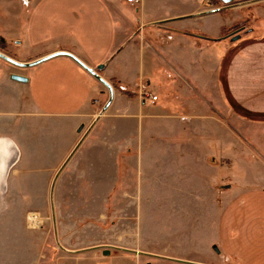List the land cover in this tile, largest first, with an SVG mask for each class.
I'll return each mask as SVG.
<instances>
[{
	"label": "crops",
	"instance_id": "obj_1",
	"mask_svg": "<svg viewBox=\"0 0 264 264\" xmlns=\"http://www.w3.org/2000/svg\"><path fill=\"white\" fill-rule=\"evenodd\" d=\"M153 1L142 0L139 4H132L127 0L130 7L136 8L134 13L121 0H29L27 3L20 2V16L14 15L12 10L6 16L4 10L13 9L15 1L0 0V9L3 10H0V40L4 41L1 45L6 54L16 55L21 61H32L58 50H66L94 68L106 63L100 74L113 84L115 97L97 124L103 118L112 120L114 117L145 120L146 124L142 121L141 128L146 129L152 145L132 148L129 144H122L118 140V128L110 125L111 128H101L99 143L83 147L96 124L66 166L78 154V169L83 168V172L96 166V162L102 164V160L109 161L114 171L106 172V176L123 186L115 195L121 200L132 198L131 192L125 190V182L126 178L131 179L135 162L142 164L144 161L146 166L151 167L161 166L159 159L181 162L186 167L193 166V163L204 164L207 155L213 151L212 148L206 149L201 140L209 125L213 128L212 135L220 138L221 122L225 119L221 115L222 106L237 120L247 124L264 123V33L256 36L255 30L248 32L253 37H244L246 32L234 40V35L226 36L234 32L236 22L230 21L228 25L216 22L218 14L239 5L218 13L200 15V12L214 8L213 2L168 0L163 3V12L153 15L150 12ZM246 20L249 26L250 17ZM160 21H165L162 26L152 24ZM202 36L226 37L220 41L226 40L227 43L218 47L212 43L220 41ZM8 46H12L13 51H8ZM14 67L17 66L0 59L2 105L9 99L7 89L18 86L22 92L28 93L35 105H42L43 109L38 106V111L44 114L94 120L97 113H94L93 102H99L98 97L108 99L105 86L67 56H58L22 71ZM12 73L25 75L29 81H14L10 78ZM141 91L156 94L158 100L151 102L149 98L144 99ZM214 102L218 106H214ZM175 104L183 106L185 113H175ZM214 111L220 113L222 119L215 117ZM215 118L216 131L211 121ZM174 120L180 121L178 128L172 126ZM113 136L118 142H110ZM0 139L1 152L12 141ZM162 144L165 154L162 152L158 157L161 149L163 151ZM148 147L149 153L154 150L155 154L146 156ZM168 152L170 154L166 155ZM94 153L96 156L92 155ZM226 165L230 166L231 163ZM65 194L73 206L76 193L69 191ZM105 198L108 199L109 195ZM242 198L245 201L239 208ZM132 207L133 202L123 207L122 215L134 214L133 210H129ZM223 224L224 220H218L217 238L221 241ZM225 224L228 230H236L234 238L229 234L224 238V247L229 256L237 263L264 264V187L257 190L252 186L232 199L225 213ZM137 227L130 228L124 222L114 224L117 234L112 236L109 235L111 231H106L107 234L103 233L106 236L99 240L74 245L73 239H68L70 234L74 237L75 233L86 231V228L81 229L80 224L58 221L60 241L68 249L116 245L195 259L144 248L138 239ZM61 253L58 256L60 261L73 264H145L144 258H150L113 249L109 254L103 250L81 253L61 250ZM198 262L213 263L204 259Z\"/></svg>",
	"mask_w": 264,
	"mask_h": 264
},
{
	"label": "rangeland",
	"instance_id": "obj_2",
	"mask_svg": "<svg viewBox=\"0 0 264 264\" xmlns=\"http://www.w3.org/2000/svg\"><path fill=\"white\" fill-rule=\"evenodd\" d=\"M13 1L14 8L4 10L6 16L11 10L14 15L20 16V2L27 3L29 0ZM121 1L132 12H136V8L130 7L127 0ZM245 1L236 0L237 3ZM164 2L168 0H154L150 12L160 15L164 10ZM241 7L218 14L216 22L228 25L233 21L236 22L234 27H238L250 17L249 26L256 27L255 35L264 33V1ZM250 35L247 32L244 37ZM3 43L0 40V44ZM225 43L226 40H222L212 44L221 47ZM12 49V46H8V51ZM7 93L10 100H6L3 105L0 103V138L12 142H9L6 153L0 152V264H73L58 258L62 253L54 237L50 188L59 167L93 120L44 114L38 111V106L43 109L42 105H35L28 93L22 92L18 86L8 88ZM98 101L93 102L97 115L107 99L105 96L98 97ZM213 105L218 106L216 102ZM174 112L183 114L185 110L183 106L175 104ZM213 114L225 119L221 122L219 139L212 135V125L206 127L201 142L206 149L212 148L213 153L209 152L205 163H193V166L186 167L181 162L159 159L161 166L151 167L146 166L144 161L142 164L135 162L131 179L126 178L125 182V190L132 194L131 200L115 197L123 186L121 183L115 184L114 178L106 176V172L114 171L109 161L102 160V164L96 162V166L83 172V168L78 169V154L63 172L55 190L57 223L60 220L64 224H80L81 229L86 228V231L75 233L74 237L70 234L68 239H73L74 245H77L99 240L106 236V231H111L109 235L113 236L117 234L114 224L124 222L130 228L138 226V239L144 248L187 255L195 258L193 261L204 259L212 264H242L230 257L224 247V238L228 234L231 238L236 235L235 229L228 230L225 213L232 199L242 192L252 186L257 190L264 187V123L247 124L237 120L224 106L221 107L222 116L215 111ZM103 119L88 136L83 147L99 143L101 128H111L110 125L118 128V140L122 144H129L132 148L152 145L146 129L141 128L142 121L146 124L145 120L122 117ZM211 121L216 131V118ZM82 122L84 129L78 132ZM179 122L174 120L172 126L178 128ZM118 140L115 136L110 137L112 143ZM162 146L163 151L161 149L158 157L164 152V144ZM145 154L153 155L155 151L149 153L148 147ZM92 155L96 156V153ZM69 191L77 195V199L72 201L73 206L65 194ZM107 195L108 199L105 198ZM243 201L242 198L239 208L243 206ZM132 202L133 207L129 210H133L134 214L128 210L131 215H122L123 207ZM32 214L36 215L35 222L30 219ZM220 219L222 222L224 220L222 241L217 238ZM150 258H144L145 264H181Z\"/></svg>",
	"mask_w": 264,
	"mask_h": 264
},
{
	"label": "water",
	"instance_id": "obj_3",
	"mask_svg": "<svg viewBox=\"0 0 264 264\" xmlns=\"http://www.w3.org/2000/svg\"><path fill=\"white\" fill-rule=\"evenodd\" d=\"M220 1L224 5H222L220 7H214L212 9H208L206 11L200 12L199 14L200 15H205V14H209V13H218V12H221L223 10L232 8V7L236 6V5L243 4V3H236V0H220ZM191 16L193 17L195 15H191ZM164 22L165 21H160V22H154L152 24L153 25L162 26L164 24ZM166 28H168V27H166ZM238 31L239 30L234 31V32H232L230 35H228L226 37L234 35ZM202 37H204L205 39L213 40V41H220L221 39L226 38V37L210 38V37H205V36H202ZM240 37H241V35H235L232 38L234 40H237ZM58 56H67V57L71 58L78 65H80L85 71H87L90 75H92L96 80H98L100 83H102L105 86L106 90L108 91V99H107L106 103L104 104V106L102 107L101 111L98 113V115L93 120V122L85 130L83 136L80 138V140L75 145L73 150L69 153L67 158L64 160L62 165L59 167L58 171L56 172V174H55V176L53 178V181H52V184H51V188H50L49 199H50V207H51V215H52V222H53L54 237H55V242H56L57 246L61 250L65 251L67 253H81V252H87V251H92V250H103L105 254H109L110 250L113 249V250H119V251H124V252H128V253H133V254H139V255L147 256V257H151V258L168 260V261L177 262V263H181V264H208V263H204V262L179 259V258H175V257L165 256V255H161V254H155V253L146 252V251H140V250H137V249L120 247V246H116V245H97V246H92V247H88V248L72 250V249L66 248L61 243L60 238H59V233H58V223H57V214H56V206H55V188H56V184H57L58 178L60 177L61 173L66 168V166L68 165L69 161L72 159L74 154L77 152L79 147L82 145V143L84 142V140L86 139L88 134L91 132V130L97 124V122L99 121L100 117L106 112V110H108V108L113 103L114 97H115V88H114L113 84L110 81L105 79L100 74V70L105 68L106 63H101L96 68H94V67H91L88 64H86L77 55H75L74 53H72L70 51L58 50V51H55V52L50 53L48 55L42 56V57H40L38 59L32 60V61H21V60H18V59L14 58V57H12V56H10V55H8L5 52L0 50V59L4 60V61H6V62H8V63H10V64H12L14 66L20 67V68H30V67L36 66V65H38V64H40L42 62L50 60L52 58L58 57ZM10 78L12 80H14V81L22 82V83H26V82L29 81V77H27L25 75L17 74V73H12L10 75ZM83 129H84V124L80 125V127L78 128V132H81ZM215 248L217 249L218 253H220V251L218 250L217 246H215Z\"/></svg>",
	"mask_w": 264,
	"mask_h": 264
},
{
	"label": "flooded vegetation",
	"instance_id": "obj_4",
	"mask_svg": "<svg viewBox=\"0 0 264 264\" xmlns=\"http://www.w3.org/2000/svg\"><path fill=\"white\" fill-rule=\"evenodd\" d=\"M262 1H264V0H246L243 3V5L246 6V7H249V6L258 4V3L262 2ZM239 6H242V5H239ZM247 24H248V22L246 20V22L243 23V24H241L240 26L234 27V29L232 31L239 30L236 34H234V36L235 35H241L242 33L246 32V31L249 32V33H251V32H254L256 30L254 27L248 26Z\"/></svg>",
	"mask_w": 264,
	"mask_h": 264
},
{
	"label": "built area",
	"instance_id": "obj_5",
	"mask_svg": "<svg viewBox=\"0 0 264 264\" xmlns=\"http://www.w3.org/2000/svg\"><path fill=\"white\" fill-rule=\"evenodd\" d=\"M132 4H139L142 2V0H128ZM141 97L144 99L149 98L151 102H155L158 100V96L156 94H152L150 92L141 91Z\"/></svg>",
	"mask_w": 264,
	"mask_h": 264
},
{
	"label": "trees",
	"instance_id": "obj_6",
	"mask_svg": "<svg viewBox=\"0 0 264 264\" xmlns=\"http://www.w3.org/2000/svg\"><path fill=\"white\" fill-rule=\"evenodd\" d=\"M210 1L213 2V4H214L215 7H218L221 4V1L220 0H210ZM0 50L3 51V52H6L4 46L1 45V44H0ZM11 56L17 59V56L16 55H11Z\"/></svg>",
	"mask_w": 264,
	"mask_h": 264
},
{
	"label": "bare ground",
	"instance_id": "obj_7",
	"mask_svg": "<svg viewBox=\"0 0 264 264\" xmlns=\"http://www.w3.org/2000/svg\"><path fill=\"white\" fill-rule=\"evenodd\" d=\"M1 146V145H0ZM7 150V149H6ZM6 150H3V152L4 153H6L7 151ZM11 150V149H10ZM3 154V153H2ZM6 172V171H5ZM7 173V172H6ZM6 175V174H5ZM30 219L33 221V222H35L36 221V215H34V214H32L31 215V217H30ZM30 223V222H29ZM36 224V223H35ZM35 224H34V226H35Z\"/></svg>",
	"mask_w": 264,
	"mask_h": 264
}]
</instances>
